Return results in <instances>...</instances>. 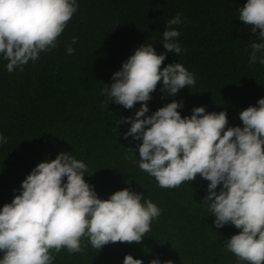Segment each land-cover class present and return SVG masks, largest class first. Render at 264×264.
<instances>
[{
	"label": "trees",
	"instance_id": "16d2710c",
	"mask_svg": "<svg viewBox=\"0 0 264 264\" xmlns=\"http://www.w3.org/2000/svg\"><path fill=\"white\" fill-rule=\"evenodd\" d=\"M77 2L58 46L40 53L39 60L9 73L0 55V134L7 138L0 144V208L19 194L21 182L38 163L70 152L87 165L84 179L101 199L127 187L144 194L142 203L151 199L161 214L140 243H109L97 250L85 239L83 252L62 249L53 253V264H123L126 254L144 264L153 259L161 264H238L224 242L239 230L231 224L217 229L202 203L209 182L197 176L176 188L159 187L126 158L139 161L140 141L125 139L130 125L118 124L141 104L125 109L110 101L103 109L101 90L140 45L166 52L161 41L165 24L179 13L183 23L171 27L180 32L177 41L184 51L179 56L167 52L163 66L182 63L196 84L172 97L158 83L146 115L175 99L183 103L178 109L182 116L204 106L207 112L226 110L228 126H242L240 111L264 97V65L248 62L251 43L260 41L239 20L238 10L247 0ZM73 36L78 38L71 45L75 52L68 55Z\"/></svg>",
	"mask_w": 264,
	"mask_h": 264
},
{
	"label": "clouds",
	"instance_id": "9594fccd",
	"mask_svg": "<svg viewBox=\"0 0 264 264\" xmlns=\"http://www.w3.org/2000/svg\"><path fill=\"white\" fill-rule=\"evenodd\" d=\"M78 7L77 0H0V55L7 71H23L40 53L56 48ZM238 12L260 41L251 43L248 62L264 65V0H247ZM181 23L179 13L166 22L161 40L166 52L158 54L148 43L136 48L101 90V107L107 109L111 101L132 109L139 102L134 116L118 122L130 125L125 139L140 141L139 161L126 158L161 188H176L197 176L208 181L202 203L214 215L215 227L231 224L239 230L224 242L225 250L238 264H264V97L240 111L242 126H228L226 110L207 112L204 106L182 116L178 109L183 103L175 99L146 115L158 83L172 97L196 84L182 63L163 66L167 52L179 56L184 51L177 41L180 32L171 27ZM77 40L71 38L68 55L75 52L71 45ZM2 143L7 138L0 134ZM86 172L82 160L64 151L31 170L19 194L0 208V264H53V253L62 249L83 252L85 239L97 250L109 243L142 241L161 209L151 199L142 203L144 194L127 187L101 199L84 179ZM123 264L144 262L126 254Z\"/></svg>",
	"mask_w": 264,
	"mask_h": 264
}]
</instances>
